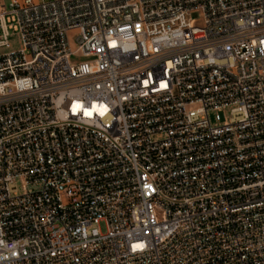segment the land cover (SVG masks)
Masks as SVG:
<instances>
[{"label":"built area","instance_id":"1","mask_svg":"<svg viewBox=\"0 0 264 264\" xmlns=\"http://www.w3.org/2000/svg\"><path fill=\"white\" fill-rule=\"evenodd\" d=\"M13 34L0 264H264V0H0Z\"/></svg>","mask_w":264,"mask_h":264},{"label":"rangeland","instance_id":"2","mask_svg":"<svg viewBox=\"0 0 264 264\" xmlns=\"http://www.w3.org/2000/svg\"><path fill=\"white\" fill-rule=\"evenodd\" d=\"M9 42L11 44V48H0V55L9 53L11 51H17L22 47V39L19 34H13L9 38ZM84 59L81 57H74L73 61H83ZM226 115L228 116L230 113L229 109L224 110ZM210 119L213 124H219L221 123L220 119H218V114L216 112H211L210 113ZM19 189L22 190V182L19 181ZM102 231L106 230L105 224L101 225Z\"/></svg>","mask_w":264,"mask_h":264}]
</instances>
